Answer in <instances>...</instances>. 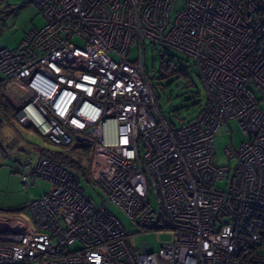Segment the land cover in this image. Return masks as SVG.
<instances>
[{"label":"built area","instance_id":"2783aa9c","mask_svg":"<svg viewBox=\"0 0 264 264\" xmlns=\"http://www.w3.org/2000/svg\"><path fill=\"white\" fill-rule=\"evenodd\" d=\"M33 3L45 22L0 48L1 94L19 123L53 143L94 144L90 175L104 202L39 154L22 181L51 188L26 204L33 223L0 213L10 242L0 264H264V0ZM145 40L192 58L205 89L195 120L175 127L162 113ZM161 68L172 74L180 62L164 58ZM229 119L244 139L224 148L234 165L220 166L213 139ZM110 203L170 239L132 250Z\"/></svg>","mask_w":264,"mask_h":264},{"label":"rangeland","instance_id":"374dc122","mask_svg":"<svg viewBox=\"0 0 264 264\" xmlns=\"http://www.w3.org/2000/svg\"><path fill=\"white\" fill-rule=\"evenodd\" d=\"M45 22L43 15L33 0H1L0 1V48L15 47L32 28L41 27ZM72 41L82 46V41ZM139 44L135 42L128 53L133 60L138 57ZM142 56L148 78L158 97V105L164 116L178 127L196 119L205 103V89L199 77L198 68L192 58L175 49H166L162 45L145 40L142 45ZM173 57L180 62V71L173 74L161 68L162 59ZM259 99L258 94H255ZM262 109L264 103L260 102ZM0 213L20 216L33 223L32 215L26 204L37 199L51 188V184L42 179L34 183H24L22 174L28 171L37 161L43 149L51 153L63 152L70 160L79 161L81 170L70 168L79 178L85 193L96 205L104 202L100 188L93 183L90 175L91 156L94 144L85 140H75L69 145L53 143L39 134L31 126L19 123L14 115L4 118L0 114ZM14 137L17 141L11 146L9 141ZM243 133L234 119H229L220 126L213 139L214 163L220 166L234 165L228 161L224 148L232 144L238 147L243 141ZM220 184V183H219ZM218 184V185H219ZM108 212L116 216L126 229V241L134 251H141L142 244L147 243L151 251H157L161 244L170 239V235L162 232L159 235L152 230H142L116 205L110 203ZM6 244V243H5ZM8 244V243H7ZM79 244L71 246L74 249Z\"/></svg>","mask_w":264,"mask_h":264},{"label":"trees","instance_id":"16d2710c","mask_svg":"<svg viewBox=\"0 0 264 264\" xmlns=\"http://www.w3.org/2000/svg\"><path fill=\"white\" fill-rule=\"evenodd\" d=\"M172 58V57H171ZM195 65V64H194ZM181 68V66H180ZM180 68L179 70L177 71H180ZM176 71V72H177ZM175 73V72H174ZM173 74V73H172ZM3 76L2 74L0 73V114H2V116L4 118H9L10 116H13L14 115V107L10 104V102L3 97V95L1 94V89L3 88ZM2 127V121L0 120V129ZM33 128V127H32ZM47 138V137H46ZM48 139V138H47ZM40 154H44V155H47L49 156L52 160H54L55 162L59 163L61 166H63L64 168L66 169H69L71 170L70 168H73V169H76L78 171L79 174L83 175L82 173H80V171L78 169L81 170V166L78 165V162L79 161H73V160H70L68 158V156L63 153V152H54V153H51L49 152L48 150H45L43 149L42 152ZM70 167V168H69ZM72 171V170H71ZM73 172V171H72ZM75 173V172H74ZM76 174V173H75ZM77 176V175H76ZM78 178V176H77ZM79 179V178H78ZM1 234H8L9 231L8 230H3V231H0ZM7 244V243H10L8 240H2L0 239V244Z\"/></svg>","mask_w":264,"mask_h":264},{"label":"water","instance_id":"95a60500","mask_svg":"<svg viewBox=\"0 0 264 264\" xmlns=\"http://www.w3.org/2000/svg\"><path fill=\"white\" fill-rule=\"evenodd\" d=\"M77 139H80V138L77 137ZM15 141H17V138H16V137H14L13 139H11V140L9 141L8 145L11 146L12 143L15 142Z\"/></svg>","mask_w":264,"mask_h":264},{"label":"crops","instance_id":"0c3cea01","mask_svg":"<svg viewBox=\"0 0 264 264\" xmlns=\"http://www.w3.org/2000/svg\"><path fill=\"white\" fill-rule=\"evenodd\" d=\"M24 219V218H23ZM26 221V219H24Z\"/></svg>","mask_w":264,"mask_h":264}]
</instances>
